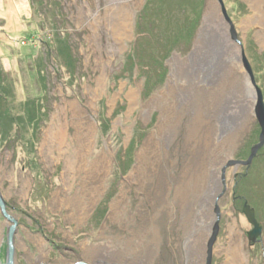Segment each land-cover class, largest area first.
<instances>
[{
  "label": "rangeland",
  "instance_id": "1",
  "mask_svg": "<svg viewBox=\"0 0 264 264\" xmlns=\"http://www.w3.org/2000/svg\"><path fill=\"white\" fill-rule=\"evenodd\" d=\"M222 2L233 30L218 0H0V264L11 229L13 264H206L216 222L211 264L231 247L239 264H264V147L249 167H226L258 142L242 53L264 99V10ZM204 23L240 58L227 77L254 94L244 112L242 94L230 99L232 121L206 151L195 106L176 115L168 87L172 66L196 61ZM59 130L62 143L43 147ZM245 203L262 227L254 245Z\"/></svg>",
  "mask_w": 264,
  "mask_h": 264
},
{
  "label": "bare ground",
  "instance_id": "2",
  "mask_svg": "<svg viewBox=\"0 0 264 264\" xmlns=\"http://www.w3.org/2000/svg\"><path fill=\"white\" fill-rule=\"evenodd\" d=\"M253 5H255V9L264 10V0H262L261 2L254 0ZM213 15L214 10H208L206 15V22L213 18ZM208 28L209 26L204 23L203 29L200 32L197 41L195 53H193L194 56L192 57V59L196 58V61L193 62L194 65L191 64L182 66L183 68H178L175 65L172 66V75H170L171 80L168 86L170 87L169 91L175 94L178 98L179 103L177 105H174L173 109L176 115L178 114V109L181 103L189 102L190 105L195 106V111L193 112V114L196 122L194 124L195 126H191L190 129L191 132L195 130V132H193L194 137L198 136L196 132L199 131V126L204 130H202V135L199 134L200 136L198 138H200V144L201 146H203L202 148L205 151L210 149V142L212 138L215 137L216 134L221 135L222 130L224 129L222 128L224 119L228 121L224 123V127L232 121L228 116V113L230 114L233 110H231L232 105L229 106V104L231 103L230 99H234L236 93L240 95L242 94L243 100L242 102H238V106L244 112L246 106L245 104H243L244 100L254 96V94L252 93V87L250 86V83H248V79L243 82V85H239L240 82H238L237 77L234 78L230 76L233 78V81L230 80V77H227L226 73L228 72L227 69L230 65L233 66L234 69H241L240 58L237 53L233 52L232 49L234 48V46L227 45L226 35L224 36L220 32H217L213 29L212 32L210 31V40L207 37L209 32ZM178 70H183L184 74H182V71L180 73ZM241 86V89H237ZM207 88H210V91L206 90ZM228 88L230 89L228 90ZM230 91H233V93L231 92L230 94ZM201 101H204L206 104V111L208 112V115H206V117H202L201 113H199L197 110L204 109V107L201 106ZM212 120H215L216 125H211ZM63 134L64 132L62 133L61 130H59L58 133L54 132V134L52 133V131H48L47 134H45L46 138L44 140L43 147L50 143L52 139L55 138V136H57V139L60 140L61 144L63 140ZM76 138L78 140L77 135ZM182 200L181 201L186 205L187 201L185 200V197H183ZM225 253L228 257V261L226 262L227 264L240 263L237 248L231 247L229 248V250L226 249ZM38 264L42 263L39 262Z\"/></svg>",
  "mask_w": 264,
  "mask_h": 264
},
{
  "label": "water",
  "instance_id": "3",
  "mask_svg": "<svg viewBox=\"0 0 264 264\" xmlns=\"http://www.w3.org/2000/svg\"><path fill=\"white\" fill-rule=\"evenodd\" d=\"M219 5L221 7L222 13L224 15L225 21H227V23L231 26L232 28V24L229 20V18L226 15L225 9H224V5L222 0H218ZM231 30V31H232ZM233 32V38H235L234 36V31ZM242 59H243V64H244V68L246 70V72L248 73L249 77H250V82L252 84V87L254 88L256 93V102H255V106H254V115L256 118V121L258 123L259 129H260V133L258 134V142L257 144H254V146L250 149V154L248 156V158L245 161H229L226 165V167H232L235 169H237L238 167H249L252 164L253 159L256 157L255 155H257V153L264 147V99H263V93L262 91L259 89V87L256 85L253 74H252V69L249 65V63L247 62L246 57L244 56V53H242ZM224 178V177H223ZM222 179V181H224V179ZM0 212L1 214L5 217V219L7 218L6 214H5V206H4V202L2 201V198L0 197ZM218 214V210L216 211ZM242 213L243 215L246 217L247 222L253 227V229H251L252 231H250L247 234V238L249 240V242H251L252 245L256 244L258 241L259 236L261 235V226L259 225V223L256 220L255 217V211L253 209H251V207L245 203L243 205L242 208ZM8 219V218H7ZM218 222L215 223L214 229L212 231V236L208 242L207 245V263L206 264H211V258H212V248L214 245V242L216 240L217 234H218ZM12 236H13V230L11 229V233L9 235L8 238V246H9V251H8V255H7V261L5 264H13V260H14V253H13V248H12Z\"/></svg>",
  "mask_w": 264,
  "mask_h": 264
},
{
  "label": "trees",
  "instance_id": "4",
  "mask_svg": "<svg viewBox=\"0 0 264 264\" xmlns=\"http://www.w3.org/2000/svg\"><path fill=\"white\" fill-rule=\"evenodd\" d=\"M240 4H241V3H240ZM33 6H34V5L31 6L32 9H33ZM142 17H143V16L140 15V18H142ZM151 27H152V26H151ZM140 29H144V28H141V27H140ZM149 30H151V28H149V29L146 28L145 30L142 31V33H140L139 35H136V36H138L139 39L141 38V39L143 40V38H146V37H147V34H150V32H147V31H149ZM151 31H154V30H151ZM175 36H176V35H175ZM162 39H163V36H162V37L158 36V37H156L155 40H153V41H154V43H155V42L158 43V42L162 41ZM164 40H165V42H166V39H165V38H164ZM164 40H163V41H164ZM34 41H35V42H40V40L35 39V40H33L32 43H35ZM163 41H162V42H163ZM41 43H44V42L41 41ZM166 43H167V42H166ZM166 43H165V44H166ZM163 44H164V43H163ZM165 44H164V45H165ZM176 45H177V44H172L171 47H166V49H161V50H162L161 52H162V56H163V57H162V63H161V65H159V66H162V65L164 64V60L169 56L170 53H172V52L175 50L174 46H176ZM160 46H161V45H160ZM162 48H163V46H162ZM176 50H178V49H176ZM143 70L147 72V71L149 70V68H146V67H145ZM149 83H150V82L148 81L146 84H149ZM263 223H264V222H263Z\"/></svg>",
  "mask_w": 264,
  "mask_h": 264
}]
</instances>
